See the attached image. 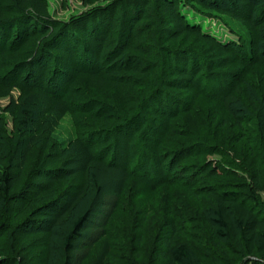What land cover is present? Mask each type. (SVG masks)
<instances>
[{
  "label": "trees",
  "instance_id": "1",
  "mask_svg": "<svg viewBox=\"0 0 264 264\" xmlns=\"http://www.w3.org/2000/svg\"><path fill=\"white\" fill-rule=\"evenodd\" d=\"M111 2L58 21L49 0H0V97L19 87L41 100L33 103L34 110H21L15 136L6 131L0 136V238L11 250L1 252L0 264H21L15 254L27 233L52 235L70 217L75 218L69 229L59 232L64 264H83L106 239L113 216L135 208V203L129 210L121 205L124 191L133 188L131 180L181 185L210 201L204 231L194 217L173 215L172 205L161 207L166 219L161 229H150H156L149 218L153 210L142 204L134 220L142 217V238L157 247L143 264H236L240 259L264 264V143L253 146L241 132L245 122L255 121L264 139V102L249 94V114L235 96L249 81L250 69L264 73V0ZM182 6L207 17L225 9L261 29L247 42L240 37L222 42L191 23ZM202 103H214L217 110L208 114ZM234 114L236 133L229 138L228 118ZM66 116L78 119L74 128L83 147L78 154L66 155L64 143L49 141V130ZM196 117L200 125L193 122ZM177 120L183 122L180 137L209 124L197 134L208 137L215 123L214 138H229L234 155L251 161L250 179L237 191L210 186L216 168L193 162L214 155L216 144L198 141L166 152ZM41 139L39 155L30 162ZM104 176L113 183L109 191L100 185ZM74 209L81 213L73 216ZM193 231L205 233V249L194 245ZM109 249L105 243L96 264H106Z\"/></svg>",
  "mask_w": 264,
  "mask_h": 264
},
{
  "label": "rangeland",
  "instance_id": "2",
  "mask_svg": "<svg viewBox=\"0 0 264 264\" xmlns=\"http://www.w3.org/2000/svg\"><path fill=\"white\" fill-rule=\"evenodd\" d=\"M49 1H51L52 3L54 19H57L58 21H69L73 17L82 16L92 9H97V7L109 6L112 3L111 1L115 0H107L105 3L104 0H90L91 2L94 1L93 5L86 4V0ZM223 10L225 11V13L219 11L217 13H214L212 17H207L205 15H196V13L192 10H188L187 8L182 6L183 13L187 15L188 20L191 23L200 25L201 28H203V33H208L222 42L229 43L231 41H238L239 37L246 40L247 42L249 41L248 37L250 36V34H252V32L254 33V31L257 32L261 29V27L252 28L249 25L241 22V18L243 17H240V15L236 14L233 17L225 9ZM232 11L237 13V11ZM252 19H256L255 16ZM248 74V76L250 77H248L247 80L249 81L246 82L247 84L242 85L235 94V96L241 100V104L239 106H242L241 109L244 110L249 107V103L247 101L248 98L250 100L255 96L258 97L260 102H264V98H262L264 96V73L262 72V70L260 71L258 69H255L251 71L250 69ZM5 93L7 94L6 96L0 97V136L4 134L5 131L8 135L15 136L17 124L16 122L19 119V113L21 112V110L25 107H29L31 110H34L36 107H38V105H34L33 103H41V100L36 97L35 93H32L31 91H24L19 87H14L13 89ZM251 93H253V95L250 98L249 94ZM113 95L118 96L116 93H113ZM244 99H246V101H244ZM202 104V108H205V111L208 114H211L212 112L217 110V105L214 103ZM257 106L258 108L261 107L259 104H257ZM246 113H249V111L246 110ZM233 116L234 118H228L227 123L229 129L227 130V134L229 138L231 137V135H234L232 137H235L236 133L235 131H232L231 124L234 122L235 116H237V114H234ZM77 120L78 119L73 116H66L61 120L59 125H56V127L52 129V131L49 130V141L51 142V144H54V142L64 143V146L68 147V152L66 153V155H70L74 150L76 151L72 154H78V149L82 150L83 148L80 140L78 139L79 135L74 128V123ZM193 122H197L198 125L201 124V121L198 119V117H196V120L193 119ZM182 125L183 122L181 120H177L172 124V126L174 127V133L168 136L169 139L165 142V146L163 147L165 148L166 152L177 151L181 149L182 146H190L198 143V141L205 142L207 144H216L217 146L215 147L214 155H204L193 162L198 164L205 162L207 164L210 163L209 165L211 167L209 168V170H213L216 168L218 176L217 178L209 180L210 186H214V183H217L220 188H224L223 191H237L236 187L239 184L244 183L248 181V179H250V171L252 170L251 161H248V159L246 158L245 160L244 157L239 158V155H234V148H232V146L230 145L232 148L230 149L228 145L230 142L229 138H225L223 140L221 136H215L214 138V134H218L215 130V123L214 126H212V124L210 123V129L208 131L209 138L205 134H202L201 137L197 136L200 131H207L209 124L208 126L203 125L199 128L194 127L192 128V130L195 133L189 134L187 132L185 135L180 137L177 133H179L178 131L184 129L180 128ZM241 132L246 133L244 137L253 146H262L261 143H264V139L259 133L255 121L245 122L244 130H242ZM41 144L42 139L32 150L29 156L30 162L37 159L36 156L39 155ZM50 150H47L48 152L45 154V156L49 152H51ZM240 151H242V153H244L245 151L243 150L242 146H240ZM41 160L43 159L41 158ZM262 168H264V165ZM100 185L103 187L104 191H109L112 189L113 183L109 177L104 176L101 178ZM132 185V189L130 187L129 190L124 191L123 195L125 198L121 200V205L127 210H129L130 207L133 206L135 208L130 212L124 210V212H122L123 214L121 212H118L120 214H115L113 216L114 220L110 222V224L106 228V239L104 238L103 240H101L100 244L96 245L91 250L88 259L83 264H96L97 260L104 251L105 243H109L110 245V255L105 258L106 264H129L135 262L136 264H143L144 262H146L147 258H151V255H153L152 253L155 252L153 249H156L157 247L154 243H150L149 241L147 242L145 238H142V225L138 226L142 222V217L136 219V221L134 220L136 217V214L134 215V213L142 210L141 208L142 206H144L142 204H145L147 207H150V209L153 210L150 213L151 215L154 213L152 216L150 215L149 218L153 221L152 225H154L156 229H154V227L152 226H150V229L156 231H159L161 229L162 224H164V221L166 220L164 218V213H162L163 210L161 207L165 205H172L173 215H177L179 218L194 217L196 221L195 225H198L196 228L202 229V231H204V222H206L205 218L207 216H210V209L208 208L210 201H208L209 199H207L206 197H196L191 194L188 189H185L181 185L172 186L171 184H169L154 186L151 183L148 184L146 182L131 180L129 186ZM61 189L62 188H60V190ZM138 191H140V193H143L144 196H140L139 198L138 196H135V193ZM130 195L134 196L131 200L129 199ZM142 197H144V201H142ZM261 197L262 202H264V196L262 195ZM133 203H135V205L132 206ZM79 212L81 213L80 210ZM79 212L74 209L72 215L74 216ZM170 216L172 217V215ZM74 218L75 217H70L69 221L66 222L64 227H62V229L60 230H56L57 232L55 231L52 235L39 234L37 231L27 233L20 244L17 254H15L18 258L22 259L21 264H64L67 256L65 255L64 251H61L62 239L59 236V232L65 233V231L69 229ZM65 221L66 219L64 220V223ZM185 225L187 226V223ZM193 232L196 235V238L192 240L194 245L198 247L203 246L205 249V247L207 246V242L202 239V235H205V233H201L199 231ZM49 237H51V239H49ZM7 244L8 242L6 238H0L1 255L2 253L4 255H10L9 252L11 250L6 249ZM46 248H48L47 261L43 260V255ZM146 249L148 250V252H146ZM72 255L74 256L75 254ZM238 260L239 258H236L234 261L237 262ZM245 260L246 259H240L236 264H247V260Z\"/></svg>",
  "mask_w": 264,
  "mask_h": 264
}]
</instances>
